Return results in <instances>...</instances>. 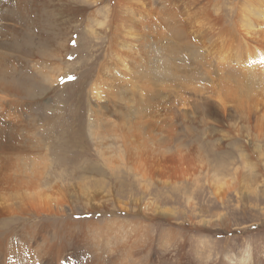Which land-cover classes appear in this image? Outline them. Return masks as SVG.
Here are the masks:
<instances>
[{
	"label": "rangeland",
	"instance_id": "rangeland-1",
	"mask_svg": "<svg viewBox=\"0 0 264 264\" xmlns=\"http://www.w3.org/2000/svg\"><path fill=\"white\" fill-rule=\"evenodd\" d=\"M39 2L24 54L0 2V264H264V0Z\"/></svg>",
	"mask_w": 264,
	"mask_h": 264
},
{
	"label": "bare ground",
	"instance_id": "bare-ground-1",
	"mask_svg": "<svg viewBox=\"0 0 264 264\" xmlns=\"http://www.w3.org/2000/svg\"><path fill=\"white\" fill-rule=\"evenodd\" d=\"M33 3H32V7L31 8H29V7H27V5L28 4H26V3H19V5H14V3H16L14 0H0V2H1V7H2V9L3 10H6L7 9V11L9 12V14H7L6 13V15H7V19L8 20H10V19H12V20H17L21 25H19V26H23V30L21 31V32H19V34L17 33L15 36H22L21 38H24V42L25 43H23V44H20V43H17V41H18V39H16L15 37H13V39H11L10 40V48H7L8 50L9 49H11L12 51H15V52H19V53H26V51L30 48V46H31V42H30V39L31 38H33V36H36V34H34L33 33V36L31 35L32 34V32L30 31V29L31 30H33V31H36L37 33H39V25H40V23L41 22H39L40 21V18H41V15H42V11H41V9H42V7L40 6V3L41 2H39V0H31ZM19 2V1H18ZM22 2H23V0H22ZM28 3V2H27ZM31 3V2H30ZM244 3H247V2H244ZM119 4V3H118ZM250 4V3H249ZM248 4V5H249ZM42 5H44L43 3H42ZM67 6V5H66ZM244 6V5H243ZM46 6H44L43 8H45ZM247 7V6H246ZM250 7V6H249ZM6 8V9H5ZM130 8V7H129ZM63 9V8H62ZM68 9V8H67ZM248 10V9H247ZM70 11V10H69ZM68 11V15H70L71 17H72V20L71 21H73L74 23H77V21L78 20H80L81 18H80V14H81V12H69ZM79 11V10H78ZM119 11H120V7H119V5H117L116 6V8H115V10H114V16H118V14H119ZM249 11V10H248ZM4 12H6V11H4ZM27 14H30L31 15V21H27V19H26V15ZM129 15V14H128ZM5 16V15H4ZM69 16V17H70ZM0 17H1V15H0ZM68 17V16H67ZM66 17V18H67ZM84 18V17H83ZM121 18H123V17H121ZM1 19V18H0ZM61 19H63V18H61ZM57 21V20H56ZM120 21H122V20H120ZM69 22V21H68ZM100 23V26H102V27H104L105 28V23H103V22H99ZM108 23V22H107ZM121 23V22H120ZM124 23V22H123ZM13 24V23H12ZM109 24V23H108ZM126 24V23H125ZM41 26V25H40ZM107 26V25H106ZM16 27V26H15ZM42 27V26H41ZM109 27H111V26H109ZM114 27H117V26H114ZM113 27V28H114ZM131 27V26H130ZM17 28H19V27H17ZM7 29V28H6ZM12 29V28H11ZM108 29H110V28H108ZM43 30V29H42ZM13 31H14V29H13ZM17 31V30H16ZM95 31V30H94ZM93 32V31H92ZM97 33V32H96ZM95 34V33H94ZM117 34V33H116ZM117 36V35H116ZM31 37V38H30ZM115 38H117V37H115ZM128 39V38H127ZM114 40V39H113ZM115 41V40H114ZM120 41V40H119ZM124 42V41H123ZM126 42V41H125ZM128 42V41H127ZM119 44H120V42H118ZM117 43V44H118ZM129 43V42H128ZM30 44V45H29ZM64 44V43H63ZM20 45H23V46H20ZM115 45V44H114ZM117 46V45H116ZM137 46V45H136ZM63 47V46H62ZM123 47V46H122ZM62 49V48H61ZM116 50H118V49H116ZM61 51V50H60ZM62 51H63V49H62ZM128 51V50H127ZM55 53V52H54ZM58 54V53H57ZM6 64V63H5ZM4 65V64H3ZM8 65V64H7ZM7 65L5 66V67H7ZM2 66V65H1ZM7 69H9V68H7ZM1 71V70H0ZM1 76V75H0ZM2 78V77H1ZM0 78V79H1ZM4 82H6L5 80H4ZM9 82V81H8ZM8 82H6L7 83V85L6 84H2L3 85V87L2 86H0L1 88H3L2 90V92H5V96L2 98V99H6L7 97H12L13 96V98H14V96H17L18 95V93L20 92H18V89L16 88V87H14V86H12V85H10V84H8ZM11 82V81H10ZM17 86V85H16ZM20 89V88H19ZM11 99V98H10ZM2 106V105H1ZM5 108V107H4ZM8 109V108H7ZM3 110V109H2ZM5 110V109H4ZM1 111V110H0ZM2 114H4V113H2ZM7 114V113H6ZM0 118H2V117H0ZM6 120H7V118H6ZM4 124V123H3ZM217 124V123H216ZM1 125V124H0ZM4 128V127H3ZM5 134V133H4ZM2 137H3V135H2ZM21 137V136H20ZM18 140V139H17ZM21 141H23V139L21 138L20 139ZM23 143V142H22ZM13 144V143H12ZM20 145V142H16V144H15V146H19ZM24 145V144H23ZM7 147V142L4 140V141H2V143H1V145H0V150L1 151H4L5 150V148ZM11 147V146H10ZM21 148H22V146H21ZM249 161V160H248ZM251 165V164H250ZM254 166V168H256L257 166L256 165H253ZM258 168V167H257ZM262 173V172H261ZM3 175V174H2ZM3 180H4V178H3ZM256 182V181H255ZM259 184V183H258ZM1 235H4V237L3 238H1ZM6 236H8V234H3L2 233V231H1V229H0V244H2V242L4 243L5 241H4V238L6 237ZM6 239V238H5Z\"/></svg>",
	"mask_w": 264,
	"mask_h": 264
}]
</instances>
